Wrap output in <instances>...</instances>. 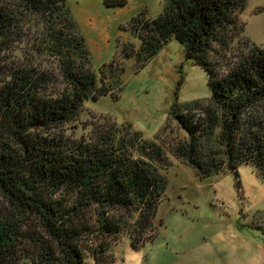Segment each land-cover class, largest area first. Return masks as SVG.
I'll use <instances>...</instances> for the list:
<instances>
[{"label": "trees", "instance_id": "trees-1", "mask_svg": "<svg viewBox=\"0 0 264 264\" xmlns=\"http://www.w3.org/2000/svg\"><path fill=\"white\" fill-rule=\"evenodd\" d=\"M246 3L164 0L156 18L133 19L138 45L124 46L122 59L142 67L174 39L208 76L206 101L171 107L188 136L164 145L131 124L79 139L44 135L113 90L118 79H108L124 67L114 59L101 65L98 83L66 0H0V44L25 11L43 29L38 54L48 58L0 66V264H87V256L112 264L122 237L133 248L152 239L168 151L201 178L247 163L264 181V48L247 38L245 47L232 45L242 38Z\"/></svg>", "mask_w": 264, "mask_h": 264}, {"label": "rangeland", "instance_id": "rangeland-1", "mask_svg": "<svg viewBox=\"0 0 264 264\" xmlns=\"http://www.w3.org/2000/svg\"><path fill=\"white\" fill-rule=\"evenodd\" d=\"M163 1L126 0L108 6L104 0H66L98 83L101 65L112 59L117 66L121 62L124 71L119 78L108 79V83L118 79L112 82L113 90L87 100L63 131L54 128L44 135L79 139L131 124L164 145L188 136L171 115V107L175 102L206 101L211 94L207 72L187 59L174 39L142 67L136 66L135 57L120 56L124 46L138 45L130 27L133 19L142 12L144 18H156ZM18 18L15 34L0 44V66L18 59H48L38 54L43 29L37 18L25 11ZM238 18L242 38L232 45L245 47L247 38L264 48V0H247ZM167 156L170 163L162 169L166 185L153 238L133 248L122 237L108 255L112 264H264V181L251 165L240 164L237 173L228 170L201 178L169 151ZM3 204L0 194V207ZM86 262L94 264L91 256Z\"/></svg>", "mask_w": 264, "mask_h": 264}]
</instances>
